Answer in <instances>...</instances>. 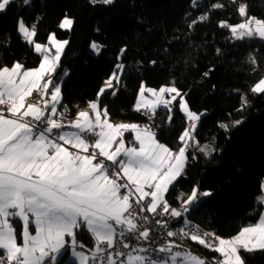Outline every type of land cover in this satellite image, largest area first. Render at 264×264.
I'll list each match as a JSON object with an SVG mask.
<instances>
[{
	"label": "trees",
	"instance_id": "1",
	"mask_svg": "<svg viewBox=\"0 0 264 264\" xmlns=\"http://www.w3.org/2000/svg\"><path fill=\"white\" fill-rule=\"evenodd\" d=\"M193 2L30 0L24 5L23 0H13L0 13V68L20 62L29 69L40 63V56L17 31L21 17L27 26L35 25L36 43H46L52 32L67 40L52 80L60 85L63 96L57 110L70 119L97 100L104 81L121 63L120 83L100 97V108L107 107L110 120L148 124L160 143L176 151L178 137L188 126L177 100L171 123L165 108L151 118L134 110L141 83L156 89L174 83L188 107L204 113L195 133L199 145L210 142L215 151L206 156L190 146L184 174L165 198L176 205L187 200L194 186L200 193L209 192L189 210L187 220L216 236L231 237L255 225L263 208L258 198L264 182V93H253L251 88L264 76V40L237 39L220 22H244L238 12L241 2L247 5L248 16L264 21V0H202L195 7ZM216 3L223 7L213 9ZM205 14L208 18L200 21ZM65 15L74 19L70 31L58 27ZM93 41L102 46L99 54L90 48ZM122 48L126 49L123 55ZM241 96L248 101L242 110ZM237 120L241 123L235 124ZM220 123L227 124L228 130L220 128ZM14 225L19 233L20 224ZM76 240L84 249L94 246L84 226ZM193 245L205 254L207 264L221 260L218 252L197 242ZM66 255L59 264L65 263ZM239 255L243 264H264L262 248L241 249Z\"/></svg>",
	"mask_w": 264,
	"mask_h": 264
},
{
	"label": "snow or ice",
	"instance_id": "2",
	"mask_svg": "<svg viewBox=\"0 0 264 264\" xmlns=\"http://www.w3.org/2000/svg\"><path fill=\"white\" fill-rule=\"evenodd\" d=\"M12 2L0 0V13L6 11ZM100 2L110 4L112 0ZM23 4L29 5L30 0H23ZM211 7L216 9L223 5L216 3ZM238 12L245 17L243 23L229 25L221 21L220 26L230 28L237 39L257 34L264 37V21L248 16L246 4H241ZM207 18L205 14L199 20ZM195 23L197 21H193ZM73 25L74 19L65 15L58 27L70 31ZM17 31L34 46L41 62L34 69H25L20 62H15L11 68H0V251L3 252L0 264H46V258L55 262L56 255L53 254H59L66 247V238H71L72 245H76L77 231L82 226L87 228L95 243L90 255L74 251L79 264H116L114 255H126L121 251H108L115 248L117 237L130 235L134 239H149V229L139 231L136 223L141 213L164 215L170 212L172 218L182 215L171 208L165 197L184 174L189 147L199 146L195 133L204 113L193 112L175 86H162L157 91L141 83L134 110L145 108L151 114L150 118L156 115V107L162 104L168 109V122H173L169 105L179 98L180 111L184 113L188 127L178 137V151L160 143L156 133L147 125L111 123L107 107L101 109L99 101L109 89L120 83L124 65L117 64L119 72L114 71L97 93V100L89 102L91 114L80 111L71 124H64L60 119L63 113L57 110L63 96L52 75L69 42L59 41L55 33H50L48 42L55 49L53 55L49 44L35 42V25L29 28L21 17ZM90 48L99 54L102 46L93 41ZM125 51L122 48L121 55ZM145 91L155 95L157 101L143 100ZM251 91L264 93V78ZM34 92L40 99L36 104H26V99ZM165 93L174 95L171 99H164L162 94ZM247 104V99L241 96V110ZM239 123L241 121H235V124ZM219 127L228 130L227 124L220 123ZM64 128L75 131H63ZM128 131L133 134L132 146H126L124 133ZM88 136L95 137L94 142L90 143ZM206 148V145L199 147V151L209 155ZM261 189L264 191V182ZM201 195L210 193H200L194 186L182 204L184 211L187 212L186 206L194 204ZM258 199L264 202V196ZM142 218L148 219L147 216ZM17 219L22 224L19 233L13 224ZM156 224L167 227L160 220H156ZM32 225L35 226L34 235ZM137 232L138 236L133 235ZM181 232L192 241L220 253L223 259L218 264H243L239 248L249 251L256 247L264 249V214L257 224L241 229L230 239L215 233L201 236ZM167 235L172 237L176 233L168 231ZM204 237H213L215 243ZM123 247L131 245L123 243ZM173 247L177 246L169 244L157 249L169 254L160 260L133 255V252H147L144 248H133L121 264H207L196 254L173 251Z\"/></svg>",
	"mask_w": 264,
	"mask_h": 264
},
{
	"label": "built area",
	"instance_id": "3",
	"mask_svg": "<svg viewBox=\"0 0 264 264\" xmlns=\"http://www.w3.org/2000/svg\"><path fill=\"white\" fill-rule=\"evenodd\" d=\"M31 100L33 101H38L40 99V96L37 93H33V95L30 97ZM91 113V112H90ZM140 114H142L143 116H148V113L145 110H140L139 111ZM58 118V117H55ZM62 122L64 124L67 123L68 119L65 118L64 116L62 118ZM188 124V122H187ZM46 126V125H45ZM66 128L63 129V131H65ZM88 140L90 143L94 142L95 137L92 136H88ZM205 196H198L197 201L192 204L190 210L197 205L198 202H200L201 200H203ZM183 204V203H182ZM182 204H176V205H172L170 204L171 208H175L180 212H183V208H182ZM159 211V210H158ZM147 216L148 219L144 220L142 217ZM170 216V212L164 215H158V214H150V213H141L140 214V218H138L136 220V223L138 225L139 231H143L145 228L149 229L150 235H149V239L144 240V239H134L131 238L130 235H126L125 237L121 238V237H117V243L115 245L114 249H109L108 251H112L113 253L115 251H121L124 252L126 255L129 252H132L133 248L139 249V248H144L147 249V252H139L140 255H145L148 256L150 258H154L157 260L160 259H166L167 256L169 255L168 253H162L157 251V249H159L162 246H167L169 244L175 245L177 247H173V251H190L194 254H196L197 256L205 259L206 256L205 254H203L202 251L198 250L193 244L196 243L194 241H192L189 236H185L182 234L181 230H183V232H187L189 233V235L196 233L198 235H203V233H211L207 230H205L204 228H202L200 225L191 222V221H186L184 222L177 220L176 222H172V223H167L166 222V218ZM156 220H160L162 222H164L165 224H167V227H162L161 225L156 224ZM168 231H172L174 233H176V235L169 237L167 235ZM139 232L133 234L138 236ZM206 240H213V242L215 243L213 237H204ZM123 241V242H121ZM123 243H129L131 245V247L129 248H124L123 247ZM204 249L211 251L210 249L202 246ZM77 250H82L85 254L90 255L91 254V250L89 249H83V248H77ZM137 252H133L132 254L135 255ZM0 255H3V252H0ZM126 255L122 256V257H115L114 255V259L116 260V264H121V261L126 260ZM46 264H59L57 261L53 262L51 261V259L46 258ZM215 264H218V262H216Z\"/></svg>",
	"mask_w": 264,
	"mask_h": 264
},
{
	"label": "rangeland",
	"instance_id": "4",
	"mask_svg": "<svg viewBox=\"0 0 264 264\" xmlns=\"http://www.w3.org/2000/svg\"><path fill=\"white\" fill-rule=\"evenodd\" d=\"M202 2V0H194V2H193V6L195 7L198 3H201ZM241 4H245L244 2H241L240 3V5ZM239 5V6H240ZM243 23V22H242ZM29 28H31V27H29ZM19 33V32H18ZM53 33V32H52ZM49 37V36H48ZM249 37H256V38H259V39H263L264 40V37H260L258 34L257 35H253V36H244L243 38H249ZM55 38L57 39V40H59V41H64V40H62V39H58L57 37H56V35H55ZM23 39V38H22ZM24 40V39H23ZM25 41V40H24ZM26 42V41H25ZM40 44H42V45H45V44H49V42H48V39H47V42L46 43H40ZM32 45V44H31ZM32 47H33V50H34V46L32 45ZM49 47L51 48V45L49 44ZM65 49V48H64ZM64 51V50H63ZM35 52V51H34ZM51 52H52V54L54 55V53H55V49L54 48H51ZM36 53V52H35ZM37 54V53H36ZM40 56V55H39ZM40 58H41V56H40ZM40 62H41V60H40ZM40 64V63H39ZM39 64L36 66V67H34V68H37L38 66H39ZM118 64H121V63H118ZM9 68H11V66L9 67ZM34 68H29V69H34ZM115 71H117V72H119V70L118 69H115ZM122 75V74H121ZM262 78H264V76L262 77ZM261 78V79H262ZM47 79V77H45V80ZM260 79V80H261ZM108 80V79H107ZM106 81V80H105ZM105 81H104V83H103V85H102V87H104L105 86ZM259 82V80L256 82V83H258ZM255 83V84H256ZM144 84V83H143ZM254 84V85H255ZM117 85L118 84H115V86L117 87ZM253 85V86H254ZM114 86V87H115ZM163 86H175V84L174 83H171V84H169V85H163ZM146 87V86H145ZM162 87V86H161ZM161 87H159V88H150V87H146V88H148V89H155V90H159ZM176 87V86H175ZM140 88H141V86H140ZM177 88V87H176ZM116 89V88H115ZM110 90V89H109ZM139 92H140V89H139V91H138V94H139ZM138 94H137V98H138ZM163 95V98L164 99H171V95H174V94H167V93H165V94H162ZM137 98H136V101H135V105H136V103H137ZM143 100H145V101H149V102H156L157 101V97L155 96V95H153V94H151V93H149V92H147V91H145L144 92V94H143ZM177 101H178V108H179V111H180V105H179V98H177ZM173 103H174V101L171 103V105H169V107H171L172 108V110H173ZM160 108H165L162 104H160V105H158L157 107H156V111L158 110V109H160ZM142 109H144L146 112H147V110L145 109V108H142ZM165 109H167V108H165ZM168 110V109H167ZM181 112V111H180ZM148 114H150L149 112H147ZM181 114L185 117V115H184V113L183 112H181ZM151 115V114H150ZM185 119H186V117H185ZM187 121V120H186ZM126 122H128V121H126ZM188 122V121H187ZM133 124H137V123H134V122H132ZM145 125H147L148 126V124H143V126H145ZM149 127V126H148ZM188 127V126H187ZM189 143H192L191 141L189 142ZM207 146V148L205 149L206 151H209V155H211V154H213L214 153V151H215V148L213 147V145L210 143V142H205V143H203V144H201V145H199L198 147H196V146H194V150L196 149V151L197 152H200L199 151V147H203V146ZM179 149V148H178ZM178 149L176 150V151H178ZM189 150V149H188ZM200 153H203V152H200ZM204 154V153H203ZM205 155V154H204ZM209 155H206V156H209ZM262 196H264V193L262 192ZM261 196V197H262ZM262 203V206L264 205V202H261ZM191 206L192 205H188V206H186V207H188V211L187 212H185L184 210H183V212H181L182 213V215L180 216V217H177V218H172L171 217V215L170 216H168L167 218H166V222L167 223H172V222H175L176 220H178V219H180L181 217L183 218V221L184 222H186L187 221V217H186V215H187V213L189 212V210H190V208H191ZM263 209V208H262ZM258 221H259V219H258ZM257 221V222H258ZM253 226V225H252ZM249 227V226H248ZM243 229V228H242ZM241 231V230H240ZM239 231V232H240ZM238 232V233H239ZM237 233V234H238ZM237 234H235V235H233V236H231V237H221V238H224V239H230V238H232V237H234V236H236ZM76 248H81L80 247V244H77L76 243V245L75 246H71V248H70V253H71V257L70 258H72V255H74V251L75 252H80L79 250H77ZM257 248H259V247H257ZM257 248H253V249H257ZM84 249V248H83ZM241 249H243V248H239L238 249V253H239V250H241ZM66 253V250L64 249L61 253H59V254H54V255H56V260L58 259V260H60L63 256H64V254ZM75 256V255H74ZM67 258V257H66ZM221 261V260H220ZM58 262V261H57Z\"/></svg>",
	"mask_w": 264,
	"mask_h": 264
},
{
	"label": "crops",
	"instance_id": "5",
	"mask_svg": "<svg viewBox=\"0 0 264 264\" xmlns=\"http://www.w3.org/2000/svg\"><path fill=\"white\" fill-rule=\"evenodd\" d=\"M37 103V101H33V100H31L30 99V97H28L27 99H26V104H36ZM59 105V104H58ZM58 105H57V108H58ZM141 110H144V109H142L141 108ZM80 111H89V113L91 112L90 111V109H89V104L88 105H86L84 108H81L78 112H80ZM77 112V113H78ZM59 113V112H58ZM77 113H76V115H77ZM91 114V113H90ZM76 115L73 117V118H70V119H68V121H67V123L66 124H71V122L73 121V120H75L76 119ZM55 118V117H54ZM110 120V119H109ZM110 122L111 123H113V124H118V123H126V124H133L132 122H130V121H128V122H126V121H119V120H117V121H114V120H110ZM137 125H140V124H137ZM141 127H143V125H140ZM65 131H75L74 129H70V128H66V130ZM153 131V130H152ZM154 132V131H153ZM127 134H130L131 136H127ZM124 136H125V141H126V146H132L133 144H134V141H133V134L131 133V131H128V132H125L124 133ZM134 146H136V147H138V144H135ZM70 150L71 151H75V149H71L70 148ZM263 193H264V191H263ZM262 214H264V205H263V209H262V212H261V214H260V216L262 215ZM181 219V218H180ZM180 219H178L179 221H180ZM259 220H260V217H259ZM177 221V220H176ZM175 221V222H176ZM259 222V221H258ZM257 222V223H258ZM14 223H18V224H20V231H22V224H21V222L17 219V220H13V224ZM256 223V224H257ZM87 229V228H86ZM31 232H32V234L34 235L35 234V226L34 225H32V227H31ZM67 240H68V243H67V245H66V247L64 248L65 250H66V252H67V255H66V260H65V263L64 264H67V263H69V262H72V263H74V264H79V258L78 257H76V256H74V255H72V258H70L71 257V253H70V248H71V246H73L72 245V243H71V238H66ZM18 242H22V240H20V239H18ZM95 243V242H94ZM257 248V247H256ZM64 249H62L61 250V252L64 250ZM77 249V248H76ZM89 250V249H88ZM92 250V249H91ZM80 251H82V250H80ZM60 252V253H61ZM219 255H220V253H218ZM54 255V254H53ZM135 255H140L139 254V252H137ZM220 258H221V260L223 259V257L220 255ZM55 261H59L58 259L57 260H55Z\"/></svg>",
	"mask_w": 264,
	"mask_h": 264
}]
</instances>
